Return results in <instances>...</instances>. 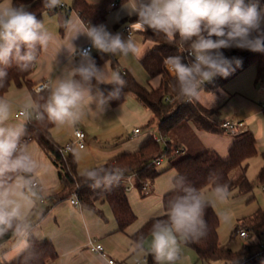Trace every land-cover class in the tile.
<instances>
[{"label":"trees","instance_id":"trees-1","mask_svg":"<svg viewBox=\"0 0 264 264\" xmlns=\"http://www.w3.org/2000/svg\"><path fill=\"white\" fill-rule=\"evenodd\" d=\"M246 2H252V0H246ZM256 2L264 8V0H256ZM13 3L17 6L25 5L27 10L36 14L40 21L44 14H57L59 32L62 33L71 11L77 13L89 28L102 23L109 11L123 5L124 0H101L97 5H91L86 0H73L72 5L67 8L60 7V4L54 8H47L45 0H13ZM136 19L137 17L123 19L119 25L134 22ZM138 33L144 41L153 43L152 48L139 60V64L149 79L159 77L158 85L155 88L144 86L132 74L121 71L118 73L125 81L123 87L112 83L104 84L96 79H93L90 85L97 86L99 93L113 108L121 104L126 95L133 96L150 112L146 127L150 128L155 125L158 136L164 142L156 141L150 135L137 150L120 153L104 164L78 174L73 155L62 156L60 146L51 136L50 131L54 124L47 119V113L44 112V106L49 97L47 92H32L33 112L38 115V118L26 124L20 136L27 142L36 141L58 168L62 190L53 196V203L68 199L75 194L83 210L101 215L95 203L105 202L111 210L119 232H125L136 221V215L127 196L126 177L133 175L134 188L141 197H145L147 194L141 193L143 185H152L162 173L170 169L174 170L172 188L162 196L164 213L147 220L130 235L135 251L143 249L141 245L150 235L152 224L157 219H166L165 213L169 201L175 195L182 194L180 191L181 177L184 185H192L201 192L207 187L213 189V184L220 182L227 183L230 193L236 192L234 196H248V200L252 199L253 185L246 176V166L247 161L257 153L256 138L252 133H244L235 136L225 158L207 149L196 156L177 158L180 146L177 142H172L169 135L188 122L202 131L214 134L223 133L224 130L220 127L221 122L217 125L214 120L219 115V108L206 109L195 98L179 97L175 90V77L163 68L157 67L156 61L178 54L183 55L187 62V51L181 53L182 49L178 47V44H170L163 34H156L151 30L138 31ZM26 51L27 49L22 47L21 54L23 55ZM40 51L41 47L37 45L35 57L40 54ZM221 51L229 59L239 60L240 64L237 66L233 62L232 70L227 77L217 76L212 82L206 83L203 86L205 92L215 93L223 89L226 83L251 65L256 70L255 83L264 81V53L236 48ZM35 59L27 66H22L23 62L16 60H12L8 66L0 65V69L6 72V75L0 78V96L11 85L16 87L25 85L30 88L31 83L28 81V76L32 72ZM106 61L110 62L113 70H117L114 59L108 54L98 53L93 56V63L98 69ZM76 79L79 80L80 77L76 76ZM261 114L264 117V108ZM164 158L169 159V167L159 170L156 160ZM257 181L264 186V169L259 173ZM174 183H176V191L173 190ZM205 220L208 226L207 235L199 241L183 244L195 253V264H264V210L257 208L250 216L238 221L229 236V241L236 237L240 229L247 232L245 238L247 241L241 243L237 250L231 249L228 244H220L219 218L211 203L205 209ZM31 228L32 225L24 221L21 233L29 232ZM19 234L15 232V228L9 230L3 237H0V246ZM55 257L56 251L49 239L38 240L29 235L25 249L13 259L1 264H47ZM145 258L146 264H156L150 250H147Z\"/></svg>","mask_w":264,"mask_h":264},{"label":"clouds","instance_id":"clouds-1","mask_svg":"<svg viewBox=\"0 0 264 264\" xmlns=\"http://www.w3.org/2000/svg\"><path fill=\"white\" fill-rule=\"evenodd\" d=\"M60 2L45 0V7L54 8ZM122 7L128 16L137 17L134 28L163 34L170 44H178L181 53L187 51V62L180 54L164 61L175 77V90L181 98H198L205 92L206 83L217 76L227 77L233 62L239 66L240 61L229 59L222 49L264 53V8L256 0H124ZM86 35L100 52L125 57L137 54L138 47L131 36L122 39L103 25L87 28ZM48 42V33L36 14L23 4L15 5L13 0H0V65L8 66L16 60L27 66L36 58L37 45L43 48ZM22 47L27 49L23 55ZM5 75L0 69V78ZM93 79L104 82L102 71L89 63L52 85L44 106L47 119L56 126L75 124L86 98L90 99L86 85ZM107 82L120 87L125 84L119 73ZM9 111V105L0 99V124L8 119ZM20 136L19 129L0 126V237L13 228L21 233L38 197L34 174L39 164L20 147ZM180 191L182 194L169 201L166 219H157L151 227L149 247L156 264H175L182 244L207 235L205 209L210 201L196 187L184 185L182 177ZM212 192L218 203L230 198L227 183H214Z\"/></svg>","mask_w":264,"mask_h":264},{"label":"crops","instance_id":"crops-1","mask_svg":"<svg viewBox=\"0 0 264 264\" xmlns=\"http://www.w3.org/2000/svg\"><path fill=\"white\" fill-rule=\"evenodd\" d=\"M70 1L66 2V0H61L60 5L64 8L70 7L73 0ZM86 1L91 5H97L101 0L93 2L88 0ZM132 17L136 16H128L126 10L121 6L118 9H111L105 20L96 26L103 25L105 29L113 35L119 33L122 39L125 40L131 36V38L135 41L138 47V51L135 56L129 55L125 57L120 54L114 55L111 53H105L114 59L115 65L117 66V70H114L116 73H118V71L128 72L134 76V72L136 70L135 65H137V67H141L139 60L152 48V43L143 40L142 36L138 33V31L143 30L133 27L135 21L126 23L131 27V34L122 30V27L125 24L119 25V23L123 19ZM87 28L88 27L84 24L79 15L74 11L70 12L67 24L62 33L59 32V23L57 21L50 28L44 26V30L49 36V42L46 47L41 48L40 54L35 59L32 72L28 76V81L31 83V86L29 88L25 85L21 87L11 85L9 89L2 96H0V99L4 100L9 105L10 109L8 119L0 124V126L19 129L22 134L26 125L25 118L17 117L16 113L23 108L28 110L33 109L34 102L32 99V92H34L33 87L35 84L48 80L50 85L47 94L50 96L51 86L58 80L67 78L69 73L82 65L86 66L89 63H93V56L98 53H103L92 46L88 57H81L79 55L80 49L86 44L91 43L90 39L86 35ZM108 63L110 62L106 61L99 69L101 70V67L107 65ZM247 69H252V72H250V85L248 82L246 84L248 86L247 90H242L241 86L240 88H233L232 95L229 92L231 90L228 91L226 89L227 85L237 79L242 73L241 72L234 79L226 83L223 89H219L215 93L204 92L195 99L206 108H219V115L216 118H218L221 122L226 120L244 122L247 127V133H252L254 135L256 138V146L264 152V140L259 141V138L262 136L261 134L264 133V117H262L261 114V110L264 106H256L250 99L251 97H254L250 89L256 70L253 65L249 66ZM158 82L159 77L153 78L151 83H153L152 85L154 88L158 85ZM101 83L109 84L108 82ZM86 87L89 89L90 99L86 98V102L82 105L80 117L76 123L65 124L63 126L54 125L50 131L53 140L59 146L73 140V131L75 128H78L85 133L86 140L88 129L96 123L93 116L99 111L107 110L109 107V104L99 93L97 86L86 85ZM246 94L251 97H245ZM213 96L216 98H212ZM125 98H129L130 102L133 98L136 101L135 106H133L138 112L143 114L141 117V120H143L141 125L143 126L133 129H139V133L137 135H133L132 130L133 138L130 136L128 139L130 140L129 142L123 141L120 146L110 149V151L105 153V156L98 159L100 161L93 158L94 154L92 152L84 153L83 151L85 146L82 149H78L76 147L73 148L71 154L76 161L77 167L79 164L81 166L86 164V166H89L88 168L97 167L120 153L133 152L139 148L148 136H150L149 128H146V124L150 118V112L133 96L126 95ZM234 106L242 109L246 112V114L242 115L239 119L227 117V113ZM144 116L145 119H143ZM143 127L147 129L144 131L145 133H142ZM178 129L180 132H183L182 139L175 141L180 146V152H183L185 149L183 146L184 140L189 139L195 141L197 147L198 144H200L204 147V150L207 149L215 151L220 157L225 158L227 156L228 148L235 138V136L229 135L225 132L214 134L199 130L189 122L183 124ZM189 137L192 138L190 139ZM126 144L129 145V147H126ZM185 144L187 143L185 142ZM24 149L38 161L39 167L37 172L34 174V179L37 184V198L40 199V204H48V206L45 207L46 209L44 208L41 211L38 209V203H35L25 220L27 224L32 225V228L29 232H23L0 246V264L19 255L27 246V238L29 235L34 236L38 240L49 239L52 242L56 251V257L49 260L47 264H109L108 260H113V264H131V257L137 251L134 250L130 235L147 220L160 216L164 213L162 207V196L172 188V179L175 175L174 170L171 169V172L162 173L155 179L153 184L150 185L151 189L154 185L158 192L156 197H152V201L158 204L160 203L161 206H156V209H153L154 212L152 215L148 214L142 217L143 222L140 223L137 222L140 215V213H138L136 221L129 226L125 232H119L111 210L105 202L98 201L95 203L96 207L101 211V215L92 211L83 210L82 208H75L70 203L71 197L53 203V196L62 190V183L58 178V168L53 163L51 157L44 150H42L36 141L32 140L27 142ZM161 162L162 160L160 161V164ZM206 190L212 189L207 187L201 192L204 198L208 200L204 194V191ZM128 192L127 196L129 203L132 210L135 212L134 202H136L135 195L137 194L136 192ZM235 193V191L231 192L230 196H232V198L236 197L234 196ZM138 194L140 195L139 192ZM42 198L44 200L45 198H50V200L47 203L46 201L44 202ZM147 203H150V201ZM155 203L153 206H155ZM213 208L216 212L214 206ZM43 213L44 215H42ZM92 240L95 243L102 245L104 256L99 253L91 252L88 249V242ZM228 242L230 243L231 241ZM181 247L186 246L182 244ZM186 248L189 249L188 247ZM193 254L195 257V264L196 256L194 252ZM137 262L139 261H134L133 264H136Z\"/></svg>","mask_w":264,"mask_h":264},{"label":"rangeland","instance_id":"rangeland-1","mask_svg":"<svg viewBox=\"0 0 264 264\" xmlns=\"http://www.w3.org/2000/svg\"><path fill=\"white\" fill-rule=\"evenodd\" d=\"M69 1L70 0H66V2ZM88 1L93 2L96 0H88ZM119 7L115 9H118ZM56 21L57 22L59 21L57 14L51 16H49L48 14H44L41 20L44 26L49 28L52 27V25H54ZM164 61L165 60L156 61L157 67L163 68L164 70H166V72L170 74L167 67L165 66ZM135 67H136V70L134 72L135 79L144 86L153 87L152 85L153 83H151L153 79H149L141 67L139 66L137 67V65H135ZM247 68L242 71V73L238 76L237 79H235L234 81L230 82V84L227 85L226 89L228 91L231 90L229 92L232 95H233L232 93L233 88H240L241 86L242 90L243 89L247 90L248 88V86L246 85L247 82L250 85V72H252V69L248 70ZM101 71L103 74L104 82H107L108 78H110L112 75L116 73L111 68L110 63H108L105 66H102ZM254 80L255 77L252 80L251 89H250L254 97H251L248 94H246L245 97L247 98L251 97L250 99L252 103L256 106L257 105L264 106V86L261 85V82L255 83ZM212 98H216V97L213 96ZM129 100H130L129 98L128 99L125 98L124 101L118 106L114 108L109 106L107 110L99 111L93 116L94 117L93 119H95L96 123L87 131V137L85 140V149L83 151L84 153L92 152L94 154L93 158L97 159V161H100L98 159H101L103 156H105V153L110 151V149L115 148L116 146H120L121 142L123 141L129 142L130 140L128 139L130 138V136L131 137L133 136L132 130L134 128L143 126L141 125V122L143 121L141 120V117L143 114L138 112L134 107L136 101L133 98L131 99V102ZM244 114H246L245 111L234 106L227 113V117L239 119ZM143 119H145V116ZM214 120L217 125H219V123L221 122L216 117L214 118ZM146 128L145 127L142 128V133L145 130H147ZM149 131L150 134L153 136H157L159 134L157 127L155 125L150 127ZM182 133L183 132H180L179 129H176L169 135V138L172 142L180 140L182 139ZM261 135L262 136L259 138V141L264 140V133H262ZM189 138L191 139L192 137ZM185 142L187 144H185ZM183 146L185 149L183 150V152H180L177 155L178 159L187 156H196L200 154L202 151H204V147L202 145L198 144L197 147L196 142L189 139L184 140ZM126 147H129V145L126 144ZM88 167L89 166H86V164H83V166L79 164L77 167V173L83 174L87 169H90ZM168 167H169V159L164 158L162 159L161 164L158 166V169L165 170ZM262 169H264V152H262V150H260L257 146L256 155L252 156L247 161V166H246V176L253 185V194H252L253 198L250 200H248L249 199L248 197H244V196H236L234 198L230 196L229 200L226 203L221 204L215 200L212 190L204 191V194L208 198V201H210L211 205L215 207L216 213L219 218L218 238L221 244L226 245L227 243H229L228 242L229 235L231 234L233 229L237 226L239 220L250 216L257 208L264 210V186L259 184V182L257 181V177L259 173L262 171ZM166 172H171V169L167 170ZM152 189H151L152 191H150L151 193H148L145 197H140L141 195L138 194V191L135 188L130 187L129 189L128 193L136 192L137 194L135 195L136 202H134L135 205L134 213L136 216H138V213H140L137 219V222L139 223L143 222L142 217L148 214L152 215V213L154 212L153 209H156V206L160 205V203L158 204L152 201V197L153 196L156 197L158 195L157 188L154 185ZM39 200H40L39 198H36V202L38 203V207H39L38 209L42 211V209L48 206V204L47 205L40 204ZM49 200L50 198H45L44 202L46 201L48 203ZM149 201L150 203H147ZM154 203L155 206H153ZM149 241H150V235L145 239V242L143 244V249H140L131 257L130 260L131 264H133L134 261H139L142 264H146V261H142V260L143 257L146 256L147 250H150ZM246 241L247 240L245 238H240L238 235H236V237L228 244V246L233 250H237L240 247L241 243ZM194 258L195 257L193 251L187 249L186 247H181L180 258L175 262V264H194Z\"/></svg>","mask_w":264,"mask_h":264},{"label":"built area","instance_id":"built-area-1","mask_svg":"<svg viewBox=\"0 0 264 264\" xmlns=\"http://www.w3.org/2000/svg\"><path fill=\"white\" fill-rule=\"evenodd\" d=\"M59 6L62 7V5H59ZM122 30L127 32V33H129V34L132 33V30H131V27L129 26V24H125L122 27ZM91 48H92V44L91 43L86 44L85 46H83L80 49L79 55L81 57H88L90 55ZM171 75H173V74H171ZM46 85L48 87H45ZM49 85H50V82L48 80L41 81V82L35 84V86L33 87V91H34V93L47 92L48 89H49ZM261 85L264 86V81L261 82ZM16 116L25 118V123L26 124H29V123H31V121L33 119H37L38 118V115L33 112V109L28 110L26 108L20 109L16 113ZM220 127L224 130L225 133H227L229 135H232V136H237V135H240V134L247 133V127H246L245 123L242 122V121L226 120V121H223V122L220 123ZM77 133H81L82 135L81 136H77ZM138 133H139V129L133 130V135H137ZM149 135H151V134L149 133ZM85 136L86 135H85V133L82 130H80L78 128H75L74 131H73V140H71L70 142L65 143L63 146H60V152H61L62 156H66L68 154H71L73 148H75V147L78 148V149L84 148V146H85ZM153 138L156 141L164 142V140L158 135L157 136H153ZM26 143H27V141L24 138H20V147L24 148ZM160 161L161 160L158 159V160H156V163L160 164ZM132 176L133 175H128L126 177V183L128 185V189H127L128 191H129L130 187L134 188V185H133V182H132ZM150 191H151V187H150L149 184L143 185V187L141 189V193L142 194H148V193H150ZM70 203L75 208H79V209L81 208V205H80L79 201L77 200L75 194H73L71 196ZM237 235L240 238H246L247 237V232L245 230L240 229V230H238ZM87 246H88V249L91 252L99 253V254L104 256L103 247H102L101 244L95 243L92 240V241L88 242ZM142 261H146V258L144 257ZM108 263L109 264H113V260H108ZM136 264H142V263L141 262H137Z\"/></svg>","mask_w":264,"mask_h":264}]
</instances>
